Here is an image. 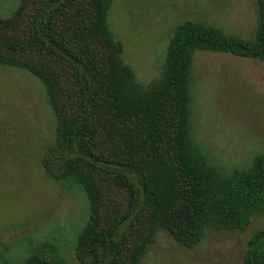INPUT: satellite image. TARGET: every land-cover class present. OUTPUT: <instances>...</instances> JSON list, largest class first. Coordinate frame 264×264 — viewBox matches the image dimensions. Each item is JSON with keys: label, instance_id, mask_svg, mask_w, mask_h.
Wrapping results in <instances>:
<instances>
[{"label": "trees", "instance_id": "trees-1", "mask_svg": "<svg viewBox=\"0 0 264 264\" xmlns=\"http://www.w3.org/2000/svg\"><path fill=\"white\" fill-rule=\"evenodd\" d=\"M113 1L22 0L11 19L0 18V64L40 79L58 119L45 173L76 181L91 204L77 260L139 264L164 230L190 249L209 230L244 233L264 213V154L232 173L209 164L192 138L190 88L197 51L264 61V0L254 40L203 21L180 25L163 77L148 87L120 58L108 25ZM114 190L124 213L109 211ZM145 219L147 237L128 257ZM25 264L62 263L37 254ZM243 264H264V228L248 240Z\"/></svg>", "mask_w": 264, "mask_h": 264}, {"label": "rangeland", "instance_id": "rangeland-1", "mask_svg": "<svg viewBox=\"0 0 264 264\" xmlns=\"http://www.w3.org/2000/svg\"><path fill=\"white\" fill-rule=\"evenodd\" d=\"M258 0H114L108 25L122 45L121 60L144 87L164 74L168 46L186 21L206 22L225 33L254 40ZM22 0H0V18L11 19ZM192 138L207 162L227 173L248 169L264 154V61L228 53L195 54L190 88ZM58 119L49 93L30 72L0 64V262L25 264L46 254L80 264L76 245L91 204L73 179L53 181L42 159L56 139ZM109 211L125 212L114 190ZM109 204V205H110ZM145 219L129 253L146 239ZM264 228V213L244 233L209 230L187 248L164 230L139 264H243L247 242Z\"/></svg>", "mask_w": 264, "mask_h": 264}]
</instances>
